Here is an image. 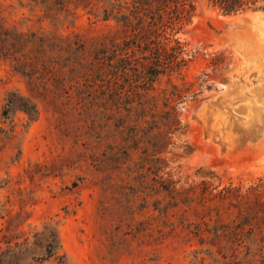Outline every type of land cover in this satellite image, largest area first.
<instances>
[{"label": "trees", "instance_id": "obj_1", "mask_svg": "<svg viewBox=\"0 0 264 264\" xmlns=\"http://www.w3.org/2000/svg\"><path fill=\"white\" fill-rule=\"evenodd\" d=\"M16 1L51 30L7 25L0 1V66L20 76L27 93L10 92L1 117L7 121L15 109L33 123L43 104L55 118L61 148L49 165L30 167L29 180L77 171L75 189L92 179L100 190V223L113 222L107 218L115 201L114 230L122 232L128 251L133 243L152 242L157 250L167 239L196 240L216 263L236 264L242 254L249 264L248 240L264 237L261 184L243 191L206 181L180 187L165 170L166 154L183 130L182 108L196 96L182 77L191 56L176 33L190 23L198 3L232 16L264 13V0ZM80 10L112 20L115 29L95 37L59 33ZM48 234L44 257L35 262L54 257L63 264L57 232Z\"/></svg>", "mask_w": 264, "mask_h": 264}, {"label": "rangeland", "instance_id": "obj_2", "mask_svg": "<svg viewBox=\"0 0 264 264\" xmlns=\"http://www.w3.org/2000/svg\"><path fill=\"white\" fill-rule=\"evenodd\" d=\"M0 1L7 25L21 30L47 27L40 26L16 0ZM114 29L112 20L102 21L80 10L74 22L58 32L95 37ZM261 36L264 38L263 12L224 16L203 3H198L190 23L176 33L175 38L191 56L182 77L196 95L183 106V130L166 154L165 172L178 186L206 181L219 188L232 184L243 191L261 184L258 197L264 200ZM164 83L165 79L162 87ZM15 91L27 95L24 80L0 66V128L5 130L0 131V264H60L54 257L35 262L44 257L48 229L57 232L60 254L65 255L63 264H223L206 255L201 249L207 245L200 246L196 240L167 239L157 250L152 242L133 243L129 251L123 248L122 232L114 230L115 201L109 203L112 214L107 218L113 222L102 227L97 214L98 186L85 179L77 188L71 187L81 172L64 171L56 177L40 173L30 181L28 169L35 164L49 165L61 148L55 118L41 103L33 123L15 109L7 121L2 119L5 99ZM253 202L250 197L249 203ZM248 244L249 264H264V237H253ZM235 263L244 264L242 254Z\"/></svg>", "mask_w": 264, "mask_h": 264}, {"label": "bare ground", "instance_id": "obj_3", "mask_svg": "<svg viewBox=\"0 0 264 264\" xmlns=\"http://www.w3.org/2000/svg\"><path fill=\"white\" fill-rule=\"evenodd\" d=\"M260 38V41H261V44H262V47H263V49H264V38L261 36V37H259ZM241 47V46H240ZM260 50V49H259ZM262 50V49H261ZM253 51V50H252ZM251 51V52H252ZM261 70V69H260ZM261 73V72H260ZM248 88V87H247ZM233 105V104H232ZM231 110V109H230ZM231 112V111H230ZM232 117H233V115H232ZM238 123V122H237ZM242 126H244L243 124H242ZM243 128V127H242ZM245 129V128H244ZM247 130V129H246Z\"/></svg>", "mask_w": 264, "mask_h": 264}]
</instances>
